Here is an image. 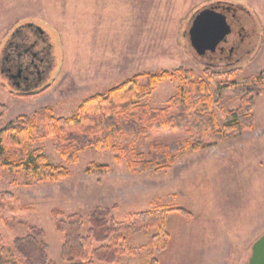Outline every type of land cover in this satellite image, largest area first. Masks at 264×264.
I'll return each mask as SVG.
<instances>
[{
	"label": "rangeland",
	"instance_id": "374dc122",
	"mask_svg": "<svg viewBox=\"0 0 264 264\" xmlns=\"http://www.w3.org/2000/svg\"><path fill=\"white\" fill-rule=\"evenodd\" d=\"M195 1L168 0L166 7L156 4L153 17L167 14L163 26L157 28L153 21V39L161 41L151 44L150 58L142 62H137V58L134 64L117 69L111 64L117 58L112 60L109 56L118 55L120 46L94 42L93 35L81 34L84 10L78 1L62 4V0H0V65L5 66V46L11 41L19 42L23 36L28 42L37 39V54L49 58L45 61L49 62V69L30 88L24 81L20 86L12 84L5 70H0V104L7 106L0 116V129L19 115L32 117L41 107L51 108L54 116H71L85 98L105 93L139 73H172L141 100L153 108L164 107L177 92L179 68L190 69L192 79L206 80L212 101L219 99L229 109L236 108L241 97L236 89L246 83L264 88V25L250 12L239 9V20L230 24L232 31L226 40L211 56H199L188 38L191 12L201 6ZM55 13L61 18L50 17ZM237 31L244 35L243 41ZM88 37L90 42H85ZM236 45L231 63L226 64L229 60L220 58L219 49L228 51ZM205 68L232 75L210 79ZM45 85L49 87L42 93L29 98L20 95L24 90L30 92ZM253 100L252 129L209 141L205 148L185 149L164 170L138 172L129 167L126 159L117 161L114 152L95 149H84L77 161L69 162L54 148L52 138L34 136L29 150L41 148L50 164L66 167L68 176L49 182L39 174L0 167V193H6L0 199V264L9 258L23 264L13 241L26 235L30 226L44 230L48 258L67 264L60 256L63 234L56 230L55 223L78 212L83 217L82 232L86 233L89 212L95 207L110 208L112 216L120 221H128L143 210L163 207H182L191 213H168L165 228L169 238L161 250L148 245L156 229H143L126 237L131 250L117 255L120 264H146L151 257L158 264H244L252 243L264 232V93L255 94ZM212 110L219 114L215 104ZM224 123L218 116L219 126ZM185 138L182 131H154L140 137L138 150L146 153L152 140L166 144ZM91 162L108 164L110 171L87 173ZM54 209L61 214L55 216Z\"/></svg>",
	"mask_w": 264,
	"mask_h": 264
},
{
	"label": "trees",
	"instance_id": "16d2710c",
	"mask_svg": "<svg viewBox=\"0 0 264 264\" xmlns=\"http://www.w3.org/2000/svg\"><path fill=\"white\" fill-rule=\"evenodd\" d=\"M221 5H234L255 16L243 4L232 0H212L194 9L190 19L204 6L218 9ZM209 69L205 68L204 72L210 79L232 75V72ZM176 72L179 74L177 92L164 107L153 108L141 100L152 93L159 81L172 76L168 71L135 74L105 93H95L85 98L71 116H54L49 107L39 108L32 117L19 115L15 121L0 129V167L5 171L39 174L49 182L66 178V167L50 164L41 148L29 150V144L36 136L52 138L54 148L69 162L77 161L80 151L95 149L114 152L117 161L121 157L126 159L129 167L138 172L164 170L185 149L205 148L209 141L231 138L245 129L253 128V97L264 93V88L246 83L244 87L236 89V94L241 96L239 105L229 109L222 100L212 101L206 80L192 79L190 69L179 68ZM141 78L145 81L141 82ZM48 87L45 85L37 90L21 92L20 95L29 98L46 91ZM213 104L218 108V115L212 110ZM6 110L7 106L0 104V116ZM218 116L225 121L222 127L218 124ZM163 129L182 131L186 138L166 144L152 140L146 153L138 150L141 136ZM109 171L108 164L96 162H91L86 168L87 173ZM5 194L0 193V199ZM171 211L191 215L182 207H163L143 210L133 214L128 221H120L112 216L110 208L95 207L89 212V228L83 233L82 215L71 213L55 223L56 230L63 234L60 256L67 264H120L117 255L131 250L125 242L126 237L143 229H156V233L149 237L148 245L161 250L168 242L165 220ZM53 214L57 216L61 211L54 209ZM44 236L42 228L30 226L26 235L14 239V249L22 257L23 264H57L46 254L48 245ZM1 243L0 235V252L3 249ZM30 250L34 251V255ZM3 263L17 264L11 258L4 259ZM146 264H158V261L151 257Z\"/></svg>",
	"mask_w": 264,
	"mask_h": 264
},
{
	"label": "crops",
	"instance_id": "0c3cea01",
	"mask_svg": "<svg viewBox=\"0 0 264 264\" xmlns=\"http://www.w3.org/2000/svg\"><path fill=\"white\" fill-rule=\"evenodd\" d=\"M67 1L69 3L78 1L80 8L84 10L80 21L82 35L88 34L90 37L93 35L94 42H109L120 46L122 51L118 55L109 56L112 60L117 58V62L111 63L115 64L114 67L117 66V69L134 64L137 58L140 60L137 62H142L141 60L146 57L150 58L151 44L161 41L153 39V21L157 28L163 26L162 23L167 14L158 13L153 17V11L157 10L156 4L166 7L168 0H156V4H153V0H62V4ZM209 1L212 0H196L195 2L202 5ZM232 1L246 6L264 25V21L261 20V17L262 19L264 17V0ZM50 17L59 19L61 15L55 13ZM156 19L160 20V24ZM86 39L85 42H90L89 37Z\"/></svg>",
	"mask_w": 264,
	"mask_h": 264
},
{
	"label": "flooded vegetation",
	"instance_id": "af4514ba",
	"mask_svg": "<svg viewBox=\"0 0 264 264\" xmlns=\"http://www.w3.org/2000/svg\"><path fill=\"white\" fill-rule=\"evenodd\" d=\"M218 10L225 13L227 21L232 24L233 22H238V10L239 8L234 5H221ZM37 30V29H36ZM240 40L243 41L244 35L241 31H237ZM26 36L22 37V40L16 42L12 41L10 45H6L7 48L6 56L4 57V65H0V70H5V75L7 79L11 81L12 84L20 86L21 82H25L27 88L29 86L36 84L37 81L42 79L43 74L49 69V62H46L49 58L45 56H39L36 49L37 39L28 42L24 40ZM8 44V43H7ZM238 48V45L228 48L226 51L223 47L219 49L220 58H225L229 60L226 64L231 63L232 55L234 50ZM36 49V50H35ZM207 57V56H206ZM237 61V60H236ZM24 90L23 92H25Z\"/></svg>",
	"mask_w": 264,
	"mask_h": 264
},
{
	"label": "water",
	"instance_id": "95a60500",
	"mask_svg": "<svg viewBox=\"0 0 264 264\" xmlns=\"http://www.w3.org/2000/svg\"><path fill=\"white\" fill-rule=\"evenodd\" d=\"M231 31V25L223 11L204 6L193 15L188 29L189 43L197 55L208 57L226 40ZM244 264H264V232L252 243Z\"/></svg>",
	"mask_w": 264,
	"mask_h": 264
}]
</instances>
